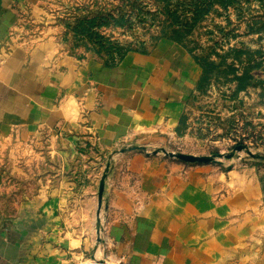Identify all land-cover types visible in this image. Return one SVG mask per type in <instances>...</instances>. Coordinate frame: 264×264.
Wrapping results in <instances>:
<instances>
[{
  "label": "crops",
  "instance_id": "obj_1",
  "mask_svg": "<svg viewBox=\"0 0 264 264\" xmlns=\"http://www.w3.org/2000/svg\"><path fill=\"white\" fill-rule=\"evenodd\" d=\"M39 2L0 0V264H264V215L202 218L193 169L119 150L176 122L194 65L71 55Z\"/></svg>",
  "mask_w": 264,
  "mask_h": 264
},
{
  "label": "rangeland",
  "instance_id": "obj_2",
  "mask_svg": "<svg viewBox=\"0 0 264 264\" xmlns=\"http://www.w3.org/2000/svg\"><path fill=\"white\" fill-rule=\"evenodd\" d=\"M39 3L45 18L63 27L62 41L76 57L94 54L115 64L129 52H154L192 63L195 80L186 89L176 122L138 132L119 150L193 169L186 176L184 206L197 203L198 197L202 218L225 215L231 204L233 215H264V0ZM162 150L213 156L214 161L184 162ZM226 154L232 156H221Z\"/></svg>",
  "mask_w": 264,
  "mask_h": 264
},
{
  "label": "water",
  "instance_id": "obj_3",
  "mask_svg": "<svg viewBox=\"0 0 264 264\" xmlns=\"http://www.w3.org/2000/svg\"><path fill=\"white\" fill-rule=\"evenodd\" d=\"M138 147H132L130 149H135ZM236 150H240L242 149L241 146H236L235 147ZM164 154L170 156V157H175L177 159H180L184 162H198V163H208L211 161H214V157L213 156H196V155H191V154H184V153H174V152H166L164 150H162ZM156 151H154L155 153ZM224 156L226 158H230L232 156V154H226V155H221ZM108 170V164L105 167V171L103 173V175L101 176V179L99 181V186H98V193H97V199H98V208L100 207L101 204V197H102V191H103V186H104V179L106 176V172ZM98 264H104L103 261H99Z\"/></svg>",
  "mask_w": 264,
  "mask_h": 264
}]
</instances>
